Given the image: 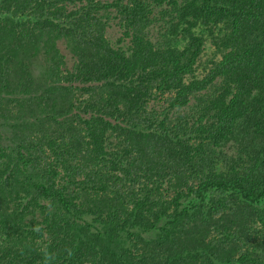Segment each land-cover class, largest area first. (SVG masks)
Wrapping results in <instances>:
<instances>
[{"label":"trees","instance_id":"1","mask_svg":"<svg viewBox=\"0 0 264 264\" xmlns=\"http://www.w3.org/2000/svg\"><path fill=\"white\" fill-rule=\"evenodd\" d=\"M0 264H264V0H0Z\"/></svg>","mask_w":264,"mask_h":264},{"label":"rangeland","instance_id":"2","mask_svg":"<svg viewBox=\"0 0 264 264\" xmlns=\"http://www.w3.org/2000/svg\"><path fill=\"white\" fill-rule=\"evenodd\" d=\"M159 28H160L159 25L153 26V28H152V30H153L152 34H155L156 31L159 30ZM121 32L122 31H121L120 26L118 25V22L117 21H114L113 24H112V27L109 26L108 33L107 34L116 43L117 39L122 36ZM148 33H149V36L151 38V35H152L151 34V26L148 29ZM63 54L66 55V57L68 59V64L71 65V66H73L74 62L72 64L71 56L69 55V53L66 52V50L64 48H63ZM15 197L16 196L14 195V198ZM12 206H13V204H12Z\"/></svg>","mask_w":264,"mask_h":264}]
</instances>
